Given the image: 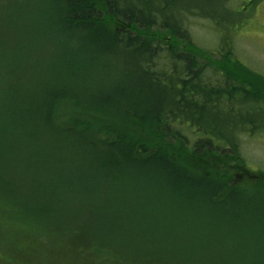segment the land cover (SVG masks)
I'll return each instance as SVG.
<instances>
[{"label":"trees","instance_id":"obj_1","mask_svg":"<svg viewBox=\"0 0 264 264\" xmlns=\"http://www.w3.org/2000/svg\"><path fill=\"white\" fill-rule=\"evenodd\" d=\"M225 2L19 4L0 31V213L117 264H264V170L241 155L249 123L228 122L239 98L264 105V77L231 51L204 65L188 27Z\"/></svg>","mask_w":264,"mask_h":264},{"label":"rangeland","instance_id":"obj_2","mask_svg":"<svg viewBox=\"0 0 264 264\" xmlns=\"http://www.w3.org/2000/svg\"><path fill=\"white\" fill-rule=\"evenodd\" d=\"M212 0H193L197 7L200 4L207 6ZM228 10L224 12L225 16L219 17L214 22L206 16L203 18L195 17L188 21L191 43L202 50L210 51L202 54L201 62L204 65H211L213 68L219 66L218 61L224 58L231 51L229 60L238 67H245L251 73L255 72L264 77V0H225ZM21 3L32 4L33 0H0V31L3 22L11 18L18 20L17 14L13 13ZM216 23V24H215ZM220 50H222L220 52ZM208 57L209 59H205ZM204 75L213 85L225 86V79L221 75H217L210 67H206ZM260 97H249L240 102L239 98L228 122L233 127L235 123L245 121L249 123V130L239 136L240 132L234 133L239 136L242 147V158L245 159L250 171L264 170V105L259 104L256 99ZM256 107H261L257 109ZM222 108V107H220ZM217 109L215 117H217V125L227 124L221 109ZM229 108V105L223 106L222 109ZM258 121V125L263 127L260 130L251 125V121ZM214 127V126H213ZM222 132L226 130V126H217ZM230 129V128H229ZM191 124L186 123L185 132L190 139V145L202 136H196ZM228 134V133H227ZM231 152L225 155L227 169H234L237 163L230 159ZM222 169V168H217ZM247 178V174L243 175ZM4 201V199H0ZM12 208L16 205L12 203ZM7 211H10L6 208ZM5 211V210H2ZM5 214L0 213V264H117L120 258L115 257V249L110 253V257L101 256L100 249L92 255L71 253L67 251V246L63 240L67 237L64 231L61 233L53 232L51 229H35L29 228L22 224L12 223L4 217ZM36 236L35 241L30 237ZM37 240V241H36ZM163 241L156 240L153 244H148L152 249L161 247ZM132 244H129V247ZM86 249V248H85ZM84 250V249H83Z\"/></svg>","mask_w":264,"mask_h":264},{"label":"bare ground","instance_id":"obj_3","mask_svg":"<svg viewBox=\"0 0 264 264\" xmlns=\"http://www.w3.org/2000/svg\"><path fill=\"white\" fill-rule=\"evenodd\" d=\"M240 102H242V101H240ZM237 103H239L238 100H237L236 104H237ZM236 104H235V105H236ZM254 121H255V120H254ZM251 123H252V122H251Z\"/></svg>","mask_w":264,"mask_h":264}]
</instances>
